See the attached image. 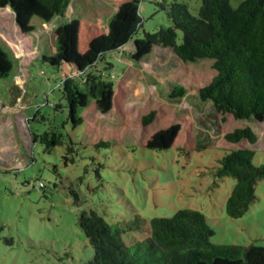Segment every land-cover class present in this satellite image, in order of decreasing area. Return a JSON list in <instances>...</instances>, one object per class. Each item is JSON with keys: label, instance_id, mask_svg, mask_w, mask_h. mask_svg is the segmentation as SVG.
<instances>
[{"label": "rangeland", "instance_id": "1", "mask_svg": "<svg viewBox=\"0 0 264 264\" xmlns=\"http://www.w3.org/2000/svg\"><path fill=\"white\" fill-rule=\"evenodd\" d=\"M128 1L72 0L63 18L43 20L30 0H0V264L86 263L93 250L76 225L81 210L96 211L107 223L129 222L133 214L149 223L177 209H196L213 230L211 243L264 245V181L255 186L245 213L229 217L224 208L235 180L215 183L211 170L234 148H249L254 164L264 162V121L236 120L198 103V89L216 74L212 60L182 61L171 48L156 45L138 60H127L123 53L134 50L128 42L105 57L115 82L106 114L92 102L80 108L84 122L73 127L65 109H53L60 72L41 57L64 46L66 27L73 31L76 52L85 55L90 43L109 34L110 21ZM161 1L138 0L142 25L136 37L170 25ZM184 1L195 15L200 1ZM15 85L26 97L10 107ZM177 85L185 95L171 100L168 93ZM151 111L155 116L142 125ZM53 126L61 144L47 152L31 133ZM175 126L169 148L145 147L153 134ZM246 126L257 136L255 143L225 140L227 132ZM199 138L208 143L205 148L196 149ZM99 140L108 147H94ZM39 182L45 187L38 190ZM146 235L131 232L124 240Z\"/></svg>", "mask_w": 264, "mask_h": 264}, {"label": "trees", "instance_id": "2", "mask_svg": "<svg viewBox=\"0 0 264 264\" xmlns=\"http://www.w3.org/2000/svg\"><path fill=\"white\" fill-rule=\"evenodd\" d=\"M71 1L30 0V3L40 18L47 20L63 18ZM199 1V9L192 15L184 0H162L158 5L170 25L144 32L141 38L136 37L142 25L137 13L138 0L122 3L108 25L109 34L90 43L85 55L76 52L73 31L66 27L64 46L55 54L41 57L60 72V97L52 105L53 109H65L73 127L84 122L80 108L92 102L98 112L106 114L112 107L115 82L113 65L105 57L113 51H122L131 42L133 52L123 53L127 60H138L153 45L171 48L182 61L212 60L216 74L198 89L195 95L198 103L210 104L213 111L229 113L236 120L264 121V0ZM11 90L10 107L18 100H25L26 95L19 86ZM185 92L182 86H174L168 98L181 99ZM154 116V111L149 112L142 118V125L149 124ZM212 123L219 126L215 121ZM54 127L42 134L31 133L32 141L38 140L50 152L53 146L61 144L62 138ZM176 131V126L158 131L145 147L169 148ZM224 138L236 144L242 140L253 144L257 140L249 126L234 128ZM202 140L199 138L196 149L207 146ZM108 145L104 140L93 143L94 147ZM64 160L67 161L66 156ZM252 160L251 149L234 148L226 151L211 168L215 183L224 177L235 180L224 208L229 217L239 218L245 213L255 200V186L258 181H264V162L254 164ZM39 183L36 189L45 187L42 182L43 186L39 187ZM71 194L76 196L73 191ZM207 224L201 211L185 208L177 209L169 218H151L149 223L135 214L129 222L107 223L93 210L79 211L76 221L93 250L92 257L84 264H264V245L213 244L210 242L213 230ZM143 230L147 233L144 238L124 240L129 233Z\"/></svg>", "mask_w": 264, "mask_h": 264}, {"label": "built area", "instance_id": "3", "mask_svg": "<svg viewBox=\"0 0 264 264\" xmlns=\"http://www.w3.org/2000/svg\"><path fill=\"white\" fill-rule=\"evenodd\" d=\"M42 186H43V184L40 182V183H39V187H42Z\"/></svg>", "mask_w": 264, "mask_h": 264}]
</instances>
